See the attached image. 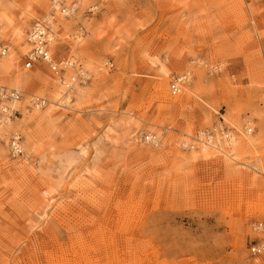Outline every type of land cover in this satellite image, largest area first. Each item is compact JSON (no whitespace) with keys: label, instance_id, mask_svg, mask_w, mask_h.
<instances>
[{"label":"rangeland","instance_id":"obj_1","mask_svg":"<svg viewBox=\"0 0 264 264\" xmlns=\"http://www.w3.org/2000/svg\"><path fill=\"white\" fill-rule=\"evenodd\" d=\"M50 1L0 0V86L23 93L0 123V264H264L249 251L264 244V192L233 174L264 182V0H66L72 13ZM49 13L64 77L75 61L90 74L67 98L47 64L24 68L28 33ZM220 115L232 132L253 128L255 149L239 138L219 165L210 147L182 148Z\"/></svg>","mask_w":264,"mask_h":264},{"label":"bare ground","instance_id":"obj_2","mask_svg":"<svg viewBox=\"0 0 264 264\" xmlns=\"http://www.w3.org/2000/svg\"><path fill=\"white\" fill-rule=\"evenodd\" d=\"M55 1H59V0H55ZM79 4L77 3L76 5H73L70 9H68V10H60L59 8H58V6L56 5L55 6V8H52L51 10H59L60 11V13L62 12V13H67V12H69V11H71V12H69V13H72L73 11H74V8H75V6H78ZM77 11V10H76ZM52 18H54V16L52 15V13H49L43 20H41V21H39L38 23H36L35 24V26L32 28V30L28 33V45L31 47L30 48V50H29V52H28V55L26 56V57H30L31 56V52H32V49H33V44H32V41H31V33H33V32H36L37 34H39V33H41V34H45L46 35V37H47V39H49V52H48V57L51 59V60H53L54 61V59H53V57H52V55H51V51H50V49H51V45H52V43H53V40H52V34H53V30H54V27H53V25L51 26V19ZM79 43V42H78ZM3 51H5L4 49L2 50V53H3ZM6 53V51L3 53V54H5ZM68 60V59H67ZM35 63H37V62H34V64ZM40 63V62H39ZM42 63H44V62H42ZM61 64H60V66L58 67L59 69H61V68H63L64 67V69H61V70H63V72L65 73L66 72V69H68V68H70V67H72V66H70V62H68V61H63V62H60ZM46 64V63H45ZM77 64V61H75V63H74V67H73V69L75 70V72H77L78 74H81L82 75V79L81 80H77L76 81V78L77 77H75L76 76V74H74L73 76H70V77H68L67 79L64 77V73L62 72L61 74H55V76L58 78V79H60V81H61V83H62V85H63V88L66 90L64 93L62 92V91H64V90H61L60 88L58 89V91H56L55 92V96L56 97H62V96H65L66 97V95H68V93H70V92H72V90L74 91V87H75V85H82V84H85L88 80H89V77H90V74H89V72L88 71H86V70H84V68L83 67H81L82 68V70H80V69H78L79 67H80V65H76ZM181 76H183V75H181ZM184 76H185V81L183 82V84H181L180 85V87H179V91H178V93H181L183 90H185L188 86H186L187 85V83L189 82V80H190V73L189 72H187L186 74H184ZM71 77H74L75 78V80H74V78H73V80H74V83H71ZM180 77V76H179ZM178 78V77H177ZM87 79V80H86ZM61 85V84H60ZM16 92V94H18L19 95V97L18 98H16V97H13V96H9V94L11 93V92ZM178 93H176V94H178ZM175 94V95H176ZM23 95V93L20 91V90H18V89H10V88H8V87H5V86H0V102H6V104H3V105H1V107H0V110L3 112V114H5V116H2V114H1V116H0V123L2 122V121H4V123H6V124H8V123H10V120L12 121V119L14 118L13 117V115L16 113V110H14V105L16 104V103H18V102H20L21 100H22V96ZM67 98V97H66ZM39 100H40V102H39ZM46 100L45 99H43V98H40V97H36L34 100H33V106L34 107H36V108H39V109H42V108H44V106L46 105ZM51 107H54V105H52ZM50 111V110H49ZM53 111V110H52ZM45 114H46V112H45ZM49 114V113H48ZM47 114V115H48ZM51 115V114H50ZM7 116V117H6ZM49 116V115H48ZM13 117V118H12ZM221 120H222V123H223V125L226 127V128H228L227 127V125L225 124V120H224V118L222 117V115H220V117H219ZM219 123V122H218ZM246 123H248V124H250V126H251V123H249V122H246ZM247 124V125H248ZM118 123H116V124H114V126H113V128H117L118 127ZM231 125V124H230ZM232 126V128L234 129V132H232L231 130H229L228 129V131H229V133H228V135H229V138L228 139H225V138H220L219 137V135H214V137L213 138H211V137H207V140H208V142L207 143H205V141L203 140V138H202V135H204V131H207V130H210L211 128H204V129H202V130H199L197 133L199 134V139L202 141V142H204V144L205 145H201V146H206L205 148H207V147H210V148H212V149H210L211 151V153H212V155H211V157H212V159H214V162L215 163H217V164H219V165H223V162L221 161L222 160V155H227V157H229L230 155H228L226 152L227 151H224L222 148H220V147H225L227 150H230V149H232L233 148V146L237 143V141H238V139L239 138H244V139H247V141L246 142H243L242 141V143H241V146H242V148H248V147H251V148H253V149H255V147H254V144H253V142L249 139L250 137H252V135H251V133H247V132H245V129L244 130H242V126L241 127H237V126H234V125H231ZM246 126V125H245ZM1 127H3V126H1ZM249 127V126H248ZM213 128V127H212ZM253 129V128H252ZM113 130V129H112ZM111 131V128H110V130H109V132ZM252 131V130H251ZM253 132V131H252ZM196 133V134H197ZM195 134V135H196ZM239 134V135H238ZM250 135V136H249ZM19 136V138H21V136L20 135H18V134H16V135H14L12 138H11V141H12V139L13 138H16V137H18ZM1 138H2V134L0 133V141H1ZM196 138H195V136H194V138H193V143L192 144H195L194 143V140H195ZM147 140H148V142L150 141L151 143H152V145H154V146H157V145H159L160 143H158L159 142V140L157 139V137H155V136H148L147 137ZM11 141H10V144H11ZM259 141V140H258ZM260 142V141H259ZM261 142H263V141H261ZM261 142H260V145H261ZM207 144V145H206ZM182 148L183 149H188V143H182ZM18 148L19 149H21V151H22V154H23V146H22V144L20 143V146H18ZM193 149H195V148H191L190 150H193ZM250 149V148H249ZM86 148H84V147H80L79 146V152L77 153V154H75V155H73L72 157H71V160H72V162L73 163H79V161L80 160H85L86 159V157H87V153H86ZM233 151H234V149H232ZM247 150V149H246ZM206 151V149H200L199 151H198V153H196V157H204V158H208L209 159V157H206V155L205 154H203L204 152ZM208 152H209V150H208ZM255 160H257V163H260L261 164V159H260V154L255 150ZM97 155H98V152H96V154H95V157L97 158ZM94 157V158H95ZM234 159V158H233ZM251 161V160H250ZM253 162V161H252ZM256 162V161H255ZM242 163V162H241ZM245 164H246V162H245ZM96 166H97V163L96 162H94L93 164H92V166L91 165H89V164H86V163H84V165H82L81 167H79L78 168V170L74 173V174H71L70 176H69V178H68V180H67V188H70V189H73L74 187H75V185H76V182L78 183V180L79 179H81V178H83L85 175V173H90V174H96V172H97V169H96ZM254 167V166H253ZM260 167V166H259ZM252 169V168H251ZM254 169H255V167H254ZM259 169V168H258ZM264 170V169H263ZM237 172V173H236ZM236 172H233V174H235V176L237 177V178H239V180H241V181H243V183L244 184H246V186L247 187H249V190H250V192L252 191V190H256V192H260V194H261V196H262V193L264 192V182L262 181V180H260V179H257L256 177H252L251 175H248L247 174V172L246 173H244V172H241V171H236ZM75 175V177L73 178V176ZM70 180V181H69ZM81 184V183H80ZM51 190H52V188H51ZM245 191H247V190H245ZM249 192V193H250ZM52 193V192H51ZM50 194V193H49ZM51 195V194H50ZM251 196V195H250ZM255 197V196H254ZM260 197V196H259ZM45 201H47V197L45 198ZM47 203V202H46ZM49 204V203H48ZM48 204H47V206H48ZM46 206V207H47ZM261 264H263V263H261Z\"/></svg>","mask_w":264,"mask_h":264},{"label":"built area","instance_id":"obj_3","mask_svg":"<svg viewBox=\"0 0 264 264\" xmlns=\"http://www.w3.org/2000/svg\"><path fill=\"white\" fill-rule=\"evenodd\" d=\"M65 4H66V0H59L58 2L55 0L50 1L51 8H55V6L57 5L60 10L70 9V8H66ZM70 6H72V5H70ZM93 10H94L93 7H89L88 13H92ZM69 12H71V11H69ZM36 32L31 33V41L33 44V49L31 52V56L30 57L28 56L25 60L24 68L25 69L31 68L32 65L34 64V62H37V63L44 62L48 65V67L50 68L52 73L61 74L63 72V70H61V69H64V67L61 69L58 68L61 63H56L48 57L49 42H50L49 39H47V37L44 33L43 34H41V33L37 34ZM4 52L5 51H3V53ZM3 53L0 52V55ZM78 69L82 70L81 66ZM75 74H76L75 77H77L76 81L82 79L81 74H78L77 72H75ZM73 78L74 77L70 78L71 83H74L75 78H74V80H73ZM184 81H185V76L183 75V76L176 78L172 83H170V85H169L170 93L172 95H175L176 93H178L179 87L181 84H183ZM9 96H13L16 98L19 97V95L16 94V92H14V91L11 92L9 94ZM39 102H40V100H39ZM251 130L252 129L250 127H248V126L245 127V132L251 133ZM203 133H204V135H202V138L205 141V143L208 142L207 137L213 138L214 135H219L220 138H225V139L229 138V135H228L229 131L223 125L222 120L220 118H219V123L217 125H215L210 130L204 131ZM195 138H196L194 140L195 144H192L193 141L189 142L190 145L188 146V148H196L197 149L200 145H205L204 142H202L199 139L198 133L195 135ZM20 143H21V138H19V136L12 139L11 144H10L11 155L18 156L22 153L21 149L18 148V146H20ZM249 251L252 255H258V256L264 255V244L256 243V244L250 246Z\"/></svg>","mask_w":264,"mask_h":264}]
</instances>
